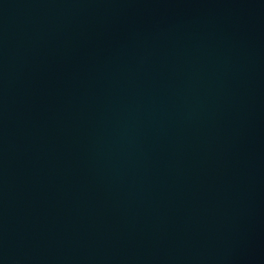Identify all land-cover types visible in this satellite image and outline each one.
I'll use <instances>...</instances> for the list:
<instances>
[{"label": "water", "instance_id": "obj_1", "mask_svg": "<svg viewBox=\"0 0 264 264\" xmlns=\"http://www.w3.org/2000/svg\"><path fill=\"white\" fill-rule=\"evenodd\" d=\"M0 264H264V0H0Z\"/></svg>", "mask_w": 264, "mask_h": 264}]
</instances>
